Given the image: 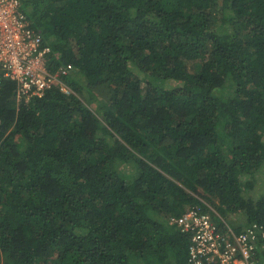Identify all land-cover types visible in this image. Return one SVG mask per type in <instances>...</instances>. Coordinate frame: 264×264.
<instances>
[{
    "label": "trees",
    "instance_id": "trees-1",
    "mask_svg": "<svg viewBox=\"0 0 264 264\" xmlns=\"http://www.w3.org/2000/svg\"><path fill=\"white\" fill-rule=\"evenodd\" d=\"M23 5L70 92L0 83V264H189L201 200L264 224V0Z\"/></svg>",
    "mask_w": 264,
    "mask_h": 264
},
{
    "label": "built area",
    "instance_id": "built-area-1",
    "mask_svg": "<svg viewBox=\"0 0 264 264\" xmlns=\"http://www.w3.org/2000/svg\"><path fill=\"white\" fill-rule=\"evenodd\" d=\"M23 7V0H0V83L15 79L18 101L41 97L53 87L69 93L61 78L69 70L50 67L51 47L44 43ZM203 204L210 207L201 200V204L172 218L190 235L189 264H264V224L255 221L237 232L219 214L215 218L212 207L205 210Z\"/></svg>",
    "mask_w": 264,
    "mask_h": 264
},
{
    "label": "rangeland",
    "instance_id": "rangeland-1",
    "mask_svg": "<svg viewBox=\"0 0 264 264\" xmlns=\"http://www.w3.org/2000/svg\"><path fill=\"white\" fill-rule=\"evenodd\" d=\"M258 185L256 186L257 187V190L254 192V194L255 195H261V193L264 191V169H263V171L260 173V179L258 180V183H257ZM222 214H223V216L224 217H226V213H223L222 212ZM239 220H241V218L239 219L238 218V222H239ZM241 222H242V220H241ZM233 226H235L236 224H235V222L234 221H232V222H230ZM248 224H246L245 226H247ZM244 226V227H245Z\"/></svg>",
    "mask_w": 264,
    "mask_h": 264
}]
</instances>
